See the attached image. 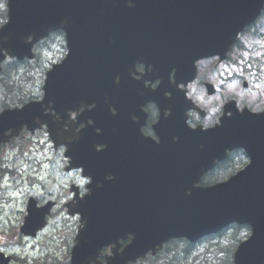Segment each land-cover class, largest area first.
Listing matches in <instances>:
<instances>
[{
  "label": "water",
  "instance_id": "water-1",
  "mask_svg": "<svg viewBox=\"0 0 264 264\" xmlns=\"http://www.w3.org/2000/svg\"><path fill=\"white\" fill-rule=\"evenodd\" d=\"M191 1L131 0L133 7L129 8V0H10V24L2 26L6 28L0 31V47L18 60L30 59L31 46L26 44L29 35L39 40L49 31L63 28L70 55L62 66L57 65L52 73L46 74L44 101L0 116V142L5 141L4 134L9 129L10 137L18 135L25 125L33 132L39 127L38 119L47 124L49 136L56 144L53 125H49L48 116L44 117L42 105L52 101L54 106H67L81 96L93 100L95 95L88 96L81 89L83 79L91 78V73L81 68L100 73L97 79L104 77L108 88L110 77H123L125 71H119L126 65L139 59L151 63L159 47L174 43L187 57L185 61L177 60L187 71V80H192L193 62L215 54L223 56L237 32L256 18L264 3V0H198L196 19L191 21L186 15L185 25L176 27L194 36L174 38L175 20L185 18L171 15L170 9L177 4L185 13ZM92 52L93 58L89 55ZM169 59H175L174 55ZM237 113L232 116L231 125L225 121L208 132L186 129L184 120V125L179 124L182 128L165 127L163 134L158 131L159 145L145 147L133 162L125 161L126 164H121L119 158L116 161L121 153L114 147L102 152L95 150L104 143L101 137L91 134L92 128L76 139L67 153L74 165H83L85 174L98 166L104 172L95 170V185L103 187H95L93 201H85L77 209L86 227L78 231L72 264H89L101 247L112 243L118 246V240L128 234L134 236L132 244L120 254L113 250V257L106 264H127L150 250L154 254L156 247L169 239L195 240L222 230L232 221L251 224L254 229L252 239L237 251L235 264H264V114ZM113 129L111 126L107 133L112 146ZM173 134L178 138L176 143L168 141ZM228 135L233 136L226 139ZM226 147H243L252 152L250 167L225 184L195 188L213 161L223 159ZM108 174L114 180H105ZM189 191L191 195H186ZM31 211L29 208L25 227L31 225ZM44 216L41 213L38 228L43 227Z\"/></svg>",
  "mask_w": 264,
  "mask_h": 264
},
{
  "label": "rangeland",
  "instance_id": "rangeland-1",
  "mask_svg": "<svg viewBox=\"0 0 264 264\" xmlns=\"http://www.w3.org/2000/svg\"><path fill=\"white\" fill-rule=\"evenodd\" d=\"M239 40L240 46L234 48L229 58L234 62V60H238L240 54L242 55L243 52H247V58H250L249 62L252 67L255 66L258 70L264 72V47L258 43L261 39L249 40L246 35H243ZM62 47L61 39L58 37L53 38L42 45L37 59L40 69H34L36 80L38 82L37 86L41 85L43 82L44 76L41 71H47V69L43 68V63L47 62L51 66V61H58L62 55L61 51H58V49H61ZM45 52L47 53V56H45ZM257 53H260V55H257ZM242 59L245 60L246 58L242 55ZM213 65H215L214 62L208 64L202 63V66L200 67V76L203 77V75L207 74L216 75L213 77V80L219 85V87L224 88L228 82L232 81L230 78L233 75L234 80L238 81L239 85L236 91H242V86L238 78L243 74V71H241L239 66L234 65V67H231L229 64L222 63L217 68L213 69ZM261 78L262 88H256V84L249 80V77L247 79L252 84L249 97H251L252 94V97H256L255 100L259 103V107H264V96L260 95L261 89L264 88V74H262ZM27 90H32V93H34L35 96H38L39 94V92L35 91L34 87L31 85ZM252 90H256V92L253 93ZM198 92L199 87L197 89V94ZM0 93L2 94L1 91ZM246 93L247 92L243 91L240 100L241 103H246L244 100V95H246ZM1 107L2 106H0V108ZM53 155L54 151L49 147L48 140H45L41 134L35 135L30 139L19 141L18 143L16 142L15 145L5 147L1 152L3 172L0 173V250L9 253H16L21 260L15 261L14 264H24V261H26V264H43L54 263L55 259H57L58 262H64L67 260V248L64 246L69 244L72 240V235L75 232V228L72 227L76 225V221L75 225L71 224L73 223L72 221L70 222V225H63V231H59L58 228L62 227L57 226L60 217L64 216L61 206H63V203L66 201L65 194L67 188L55 197L60 204L56 209V216L51 221L48 229L42 231L34 240H23L18 236V228L22 224V219L25 213L24 206L26 198L29 194L33 195L34 186L40 185V190L43 191V186L46 185V182L49 179L56 178L57 183L60 181L68 183V181L74 177H66L62 168L56 164L55 159H49V157ZM44 164H49V168L45 169L43 167ZM212 174L213 175L208 176L207 179L218 177V172ZM38 198L41 200L48 199L41 197ZM60 221H62V219H60ZM56 234H59L61 240L57 241L53 247L48 248L51 251L47 252L45 249L46 244H48ZM233 234L234 231H232L231 234L230 231H226L222 237H215L206 240L187 254L185 253L187 249L183 248V245H180L181 248H183V253L181 248H177L176 251L173 250L168 257L166 256V264H222L223 258L216 250H214V245H225L224 242L230 241ZM20 241L28 242V244L26 246H21ZM22 247H24L25 250H23ZM46 252L47 254H45ZM45 255L50 257L42 258Z\"/></svg>",
  "mask_w": 264,
  "mask_h": 264
},
{
  "label": "clouds",
  "instance_id": "clouds-1",
  "mask_svg": "<svg viewBox=\"0 0 264 264\" xmlns=\"http://www.w3.org/2000/svg\"><path fill=\"white\" fill-rule=\"evenodd\" d=\"M129 8L133 7V4L131 3V0H129V3L127 5ZM260 14H264V6L260 7L259 12ZM0 15H6L7 20L4 21V23L8 26L10 24V0H0ZM6 27L0 28V31H3ZM53 33H60L62 34V45L63 47L61 49H58V51H61L62 55L59 58V61L53 60L51 61V65H56L57 63L59 66H62L67 58L70 55V48L68 46V38H67V32L63 29H56L49 31L48 34L39 40H35L33 36L29 35L26 39V44L30 45V55H32L33 51L40 52L41 49L39 46L43 45L46 39ZM258 43L264 47V40L258 41ZM242 55L247 58L248 53L243 52ZM257 55H260V53H257ZM5 56L11 59H16V57L12 56L9 54V52L5 49L0 47V60H4ZM45 56H47V53L45 52ZM27 58V57H25ZM203 58L196 59L193 64H197L202 62ZM34 63V61H32ZM58 66L51 67V73L54 71L55 68ZM43 68L48 69L50 68V64L45 62L43 63ZM138 69L142 70L138 72ZM152 65H145L144 63H136L134 65V71L130 72V76L133 80L140 82L142 78L145 76L146 72L152 71ZM176 69L173 68L172 71L169 73V83L174 85L178 91L182 92L184 95V99L189 103V107L186 109L184 113V123L187 129L191 131H201V132H208L211 130H215L217 127L222 126V118L226 117V112H225V104L228 103L229 100L236 99L237 103L240 102L241 97L243 95V91L237 92L236 89L239 86L238 81L232 80L231 82L227 83L223 89L219 87V85L214 82L213 80H208V83L212 84V88L214 91L210 93V90L207 86L201 85L199 81L193 80V81H187V82H182L177 84L176 82ZM49 78V76H48ZM115 83L119 84L120 83V77L117 76L115 78ZM162 81L160 79H156L155 81L151 80H146L144 81V88L145 89H150L151 91L155 92L157 91L160 86H161ZM223 83V82H221ZM198 87L202 88V94H197V89ZM257 88H260V85H256ZM46 91L45 89L39 93L41 99L43 101L45 100L46 97ZM171 93L170 92H165L164 96L166 99H171ZM260 95L264 96V89H261ZM194 105H199L203 106L206 111H201L196 113L195 115L194 112L196 109H194ZM95 103L88 104L86 106H81L78 110H69L66 115L68 117L67 122L64 124L63 131L67 132L69 131V125L71 124H76L78 123V117H80L85 111L87 112H92L96 108ZM148 106H151L152 112H151V118H155L156 123L154 126L158 125V123L161 120V110L159 106L155 102H148L146 105H143L141 107V111L145 114L144 109ZM5 112H10L9 110H5L4 108H0V116H3ZM109 112L111 113L112 116H116L117 110L115 107H109ZM245 112H247L250 115H254L253 113H256L255 115H260L264 114V109H261L259 106L257 107H252L250 111H241L237 113L238 115H243ZM49 113H51V116L54 117L56 121H60L62 118L54 111V104L52 101H49L48 105L44 107V115L48 116ZM171 115V110L166 109L163 112V117L165 119L169 118ZM232 117V113H231ZM227 118H230L229 112L227 113ZM150 119V116L146 115V120L144 125L139 129L140 134L144 138H148V136L154 137V139H150L153 141L155 144L159 145L160 144V138L156 134L154 130V126L150 129L148 136L145 135L144 129L148 126L147 122ZM133 123L138 122V118L133 116L132 117ZM36 123L39 125V127L35 128L38 130L39 134L43 135L45 140H48V137L50 135L49 128L47 124H42L40 123L39 120L36 121ZM26 126V125H25ZM23 126V127H25ZM22 127V128H23ZM86 127H94V121L92 119H88L86 123H78V127L75 128L74 130V135L78 136L81 131H83ZM96 134L100 135L101 134V129L96 128ZM12 133V130L9 129L7 132H5V136H8L9 134ZM73 139L68 140V144L73 143ZM173 142L176 143L178 142V138H173ZM49 147H51V141H49ZM203 147V146H201ZM103 149V151L106 150L107 145H97L96 146V151L97 152H102L99 149ZM65 151H69L67 144H59L58 147L55 149L54 155L50 156L49 159H55L56 164L63 168L68 160L71 161V165L67 170L66 177H72V176H77L78 179L76 181L77 186L80 188V192H76L75 189H72L70 195H78L79 200H76L72 204L69 205L67 211L71 213V208L75 207L78 205L79 202H82L86 197L91 195V185H93V177L88 174H85V168L83 165L79 166H73V160L72 158L67 155L65 156L64 153ZM224 159H230L232 161V166L228 169V172L230 175L222 176L220 179V182L218 185L225 184L229 182L232 178L236 177L238 174L242 173L246 169L250 167L252 164V159L251 157L247 154V151L243 147H237L233 149H226L223 159H216L213 161L212 167L206 171L204 174L207 172L213 171L215 169V166L217 165L218 162L224 160ZM45 169L49 168V164H44L43 166ZM203 174V175H204ZM202 175V176H203ZM201 176V177H202ZM200 177V179H201ZM107 181H112L114 180V177L112 175H108L105 177ZM199 179V182H200ZM198 182V183H199ZM196 183L194 187L196 188ZM50 186V188H49ZM69 185L65 183L64 181H60L59 183L56 182V178L49 179L46 182V185L43 186V191H41V186L36 185L34 186V191L33 195L41 197V198H48L52 199L55 198L56 195L59 193L63 192L65 188H67ZM97 188H102V184H97ZM210 189V188H209ZM186 195H191V192L189 191L186 193ZM80 197H85L81 199ZM71 217L73 219H79L81 218L80 213H71ZM227 226L230 227V234L232 231L235 232V235L230 241H225L226 246H231L232 251L230 252H221L220 255L224 260V264H235V256L237 251L240 249V247L245 244L246 242L250 241L254 235V229L251 224H241L237 221H232L230 222ZM86 227V222L81 220V225H80V231L84 230ZM79 231V232H80ZM134 240V236L132 234H128L126 239H121L117 243L120 245L119 247V253H123L126 248L121 247V241H128L129 245L132 244ZM77 238L73 241H70V252L67 257L66 264H72L73 260V249L77 246ZM111 247L112 250L116 249L117 245L116 243L109 244L105 247H103L99 254L97 255L96 259L94 261H89V264H98L99 260L101 259V253L104 251V249ZM113 257V251L112 255L110 258ZM129 264H133V262L129 261ZM136 264V261L134 262Z\"/></svg>",
  "mask_w": 264,
  "mask_h": 264
},
{
  "label": "trees",
  "instance_id": "trees-1",
  "mask_svg": "<svg viewBox=\"0 0 264 264\" xmlns=\"http://www.w3.org/2000/svg\"><path fill=\"white\" fill-rule=\"evenodd\" d=\"M5 19H6V15H0V25L2 24L3 21H5ZM33 67L36 68V66L31 67V64L28 62L18 63L15 60H10L7 63H5L3 65V70H2L4 88L7 91H9V90H11V91L13 90L14 92L19 91L20 94H18L16 96V98H20V97L26 98L27 96H29V93H28L29 91H25V93H22L24 90L21 87L24 84V83H22L23 81L26 82L25 84H30L31 86L34 87L33 82L35 80H34V75H32V71H34ZM1 79H2V77H1ZM19 100H22V99H19ZM23 100H25V99H23ZM234 235H235V232H234L233 236ZM233 236H232V238H233ZM174 247H175L174 251H176V249L178 248L177 244L168 246V250H171ZM216 251H217V253L220 254L221 252H230V251H232V248L230 245L229 246L220 245V246H217ZM171 252L172 251H170V253ZM173 253H175V252H173ZM167 257H168V255H167ZM165 262H166V260H165ZM206 264H209V263H206ZM222 264H224V260L222 261Z\"/></svg>",
  "mask_w": 264,
  "mask_h": 264
},
{
  "label": "flooded vegetation",
  "instance_id": "flooded-vegetation-1",
  "mask_svg": "<svg viewBox=\"0 0 264 264\" xmlns=\"http://www.w3.org/2000/svg\"><path fill=\"white\" fill-rule=\"evenodd\" d=\"M140 71H142V70H140V69H138V72H140ZM213 75H208L207 77H204L202 80H200L199 81V83L201 84V85H204V83L205 82H207L208 80H213ZM156 79H152L151 81H155ZM214 81V80H213ZM148 92H153V91H151L150 89H146ZM158 106H159V108H160V110H161V107L164 105V103L163 102H159V101H157V102H155ZM200 109H203L204 111H206V109L203 107V106H199V105H197ZM144 112H145V117H143L142 116V114L140 113V110H139V112H138V114L136 113V114H133L132 115V117L133 116H135V117H137L138 118V122H136V123H133V121H132V117H131V122L133 123V124H135L136 126H139V129L144 125V123H145V120H146V115L147 116H150V119L148 120V122H147V124H148V126L143 130L144 131V133H145V135L146 136H148V133H149V131H150V129L153 127V125L155 124V122H156V120H155V118H151V112H152V108H151V106H148V107H146L145 109H144ZM197 112L195 111L194 112V114L193 115H195ZM148 138H150V139H154V137H152V136H148ZM72 139V138H71ZM226 162V163H225ZM224 163L225 164H227V165H232V161L230 160V159H227L226 161H225ZM224 163H222L221 165H219V166H222ZM224 164V165H225ZM79 192H80V190H79Z\"/></svg>",
  "mask_w": 264,
  "mask_h": 264
}]
</instances>
